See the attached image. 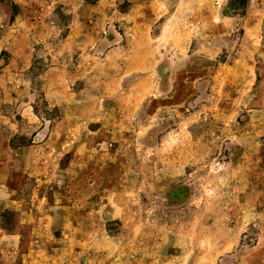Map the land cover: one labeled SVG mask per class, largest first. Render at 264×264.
<instances>
[{
    "label": "rangeland",
    "instance_id": "1",
    "mask_svg": "<svg viewBox=\"0 0 264 264\" xmlns=\"http://www.w3.org/2000/svg\"><path fill=\"white\" fill-rule=\"evenodd\" d=\"M132 1L0 0V264H264V0Z\"/></svg>",
    "mask_w": 264,
    "mask_h": 264
},
{
    "label": "crops",
    "instance_id": "2",
    "mask_svg": "<svg viewBox=\"0 0 264 264\" xmlns=\"http://www.w3.org/2000/svg\"><path fill=\"white\" fill-rule=\"evenodd\" d=\"M100 1H101V0H97L95 3H88V2H86V3H87L86 5H87V6H88V5L92 6L93 4H94V5H95V4L97 5V4H99ZM131 1H132V0H131ZM141 4H142V5H145L146 3H145V2H142V3H141L140 0H138L137 3L134 2V1H132L131 4H130V7H131L130 9H131V10H135L136 7H137V6H141ZM96 5H95V6H96ZM131 10H130L129 12H131ZM88 11H89V9H88ZM20 15H22L21 20H22V21L25 20V19H24L23 12H22V14H20ZM144 16H145V15H144ZM136 23H137V22H136Z\"/></svg>",
    "mask_w": 264,
    "mask_h": 264
},
{
    "label": "trees",
    "instance_id": "3",
    "mask_svg": "<svg viewBox=\"0 0 264 264\" xmlns=\"http://www.w3.org/2000/svg\"><path fill=\"white\" fill-rule=\"evenodd\" d=\"M97 0H86L88 3H95Z\"/></svg>",
    "mask_w": 264,
    "mask_h": 264
}]
</instances>
